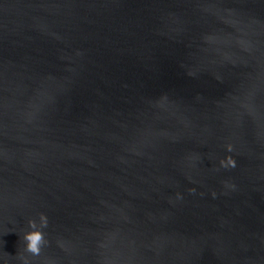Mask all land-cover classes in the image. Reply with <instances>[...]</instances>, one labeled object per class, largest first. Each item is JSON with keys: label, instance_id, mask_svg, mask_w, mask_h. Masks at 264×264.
<instances>
[{"label": "water", "instance_id": "water-1", "mask_svg": "<svg viewBox=\"0 0 264 264\" xmlns=\"http://www.w3.org/2000/svg\"><path fill=\"white\" fill-rule=\"evenodd\" d=\"M41 212L29 264H264V0H0V264Z\"/></svg>", "mask_w": 264, "mask_h": 264}, {"label": "clouds", "instance_id": "clouds-1", "mask_svg": "<svg viewBox=\"0 0 264 264\" xmlns=\"http://www.w3.org/2000/svg\"><path fill=\"white\" fill-rule=\"evenodd\" d=\"M227 150L231 152L233 150V145L228 144ZM237 164L236 159L232 155H228L220 160V165L223 168H235ZM232 187H235L234 185ZM193 188L191 192H195ZM215 195V194H213ZM179 196V195H178ZM49 219L46 213L41 212L39 214V221L35 218L29 219L28 225L30 230L23 233L22 239L24 243L23 253H19L20 259L23 264H29V256L24 255V253H30L32 256H39L42 251V246L47 243L44 228L48 226ZM7 264V261L5 262Z\"/></svg>", "mask_w": 264, "mask_h": 264}]
</instances>
